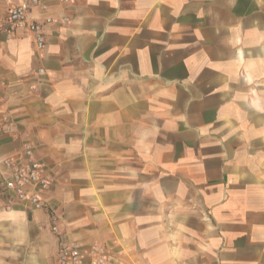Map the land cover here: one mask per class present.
<instances>
[{
	"label": "crops",
	"instance_id": "0c3cea01",
	"mask_svg": "<svg viewBox=\"0 0 264 264\" xmlns=\"http://www.w3.org/2000/svg\"><path fill=\"white\" fill-rule=\"evenodd\" d=\"M25 1L51 21L0 31V157L30 143L51 182L0 193V264H264V0Z\"/></svg>",
	"mask_w": 264,
	"mask_h": 264
},
{
	"label": "built area",
	"instance_id": "2783aa9c",
	"mask_svg": "<svg viewBox=\"0 0 264 264\" xmlns=\"http://www.w3.org/2000/svg\"><path fill=\"white\" fill-rule=\"evenodd\" d=\"M28 1L40 11H45L46 5L39 0ZM66 20L62 18V21ZM50 21V17H45L42 22L35 20L30 14L28 4L23 0L9 6L4 14H0V31H3L7 37L18 31L28 32L32 36L35 48L41 49L45 44L44 26ZM39 72L42 73L43 69H39ZM0 121L5 132L12 131L11 120L6 113H0ZM50 182V173L42 167L30 143L23 145L19 157L15 159L8 156L0 157V193L4 196L6 207L11 205L13 199L34 209L47 207L44 197ZM49 215L51 229L57 233V216L52 210ZM82 254L76 243L61 241L56 249L57 263L82 264ZM84 255L87 264H106L109 260L105 249L98 244L90 245Z\"/></svg>",
	"mask_w": 264,
	"mask_h": 264
}]
</instances>
